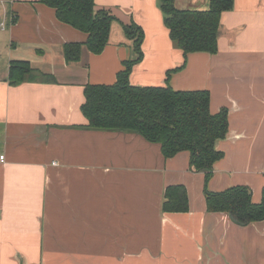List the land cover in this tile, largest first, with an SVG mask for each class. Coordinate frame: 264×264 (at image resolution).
<instances>
[{"label": "crops", "instance_id": "1", "mask_svg": "<svg viewBox=\"0 0 264 264\" xmlns=\"http://www.w3.org/2000/svg\"><path fill=\"white\" fill-rule=\"evenodd\" d=\"M0 1L9 26L0 75V264H264V220L239 225L206 203L208 191L237 185L262 200L264 152H253L264 146V0H234L221 16L218 52L187 56L158 0H95L116 20L104 50L84 47L76 62L65 45L86 42L87 33L38 0ZM175 5L205 10L209 0ZM132 22L144 31L133 85L207 89L213 113L229 110V131L215 143L224 157L207 182L188 151L166 158L139 133L86 128L85 86L114 84L137 57L124 28ZM12 60L30 64L24 81L8 79ZM178 184L189 209L166 212L165 189Z\"/></svg>", "mask_w": 264, "mask_h": 264}, {"label": "trees", "instance_id": "2", "mask_svg": "<svg viewBox=\"0 0 264 264\" xmlns=\"http://www.w3.org/2000/svg\"><path fill=\"white\" fill-rule=\"evenodd\" d=\"M56 10L59 20L88 34L84 43H67L65 55L68 62L79 61L82 49L99 54L107 45L112 23L116 17L106 9H98L95 0H38ZM170 37L185 56L196 52H218V31L224 11L233 9L234 0H209L205 10H181L175 0H158ZM133 41L136 59L125 63L114 84L85 86V101L81 106L87 118L86 128L136 132L151 142L161 144L166 158L180 152L190 153V165L204 171L206 182L214 174V164L224 157L215 147L218 139L229 131V110L211 111V94L207 89L177 90L170 85L138 86L130 82L133 65L143 58L144 31L132 22L124 25ZM31 71L26 61L12 60L8 79L22 82ZM168 72V79L171 75ZM209 211L225 212L239 225L264 220V187L262 200L255 203L252 191L237 185L221 192L206 193ZM163 209L182 212L189 209L188 192L184 185H169L165 189Z\"/></svg>", "mask_w": 264, "mask_h": 264}, {"label": "rangeland", "instance_id": "3", "mask_svg": "<svg viewBox=\"0 0 264 264\" xmlns=\"http://www.w3.org/2000/svg\"><path fill=\"white\" fill-rule=\"evenodd\" d=\"M2 1H0V14L2 13ZM4 22L5 23V27L6 30H3L2 29V26L0 25V75H2L4 72H6V69H7V64H8V44H9V41H8V29H9V26L8 24L6 23V20L5 18L3 17V15L1 16L0 18V24ZM264 152V146L263 147H257L255 148V151L253 152V156H259L261 153ZM229 163H232V162H229ZM234 166L236 167V170H238L241 165L238 163V161H234L233 162ZM252 165V163H251ZM241 171L238 172L237 176H239L240 178L245 175V171L243 169H240ZM259 179L255 178V183L257 184L258 186V182Z\"/></svg>", "mask_w": 264, "mask_h": 264}, {"label": "built area", "instance_id": "4", "mask_svg": "<svg viewBox=\"0 0 264 264\" xmlns=\"http://www.w3.org/2000/svg\"><path fill=\"white\" fill-rule=\"evenodd\" d=\"M0 25L3 27L4 24L1 23ZM4 158H5V155H1V156H0V159H1L2 161L4 160Z\"/></svg>", "mask_w": 264, "mask_h": 264}]
</instances>
